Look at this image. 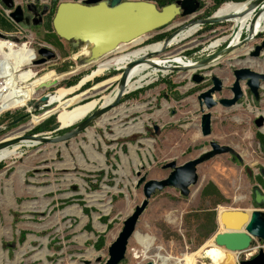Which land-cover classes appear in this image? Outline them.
I'll list each match as a JSON object with an SVG mask.
<instances>
[{
  "label": "rangeland",
  "instance_id": "rangeland-1",
  "mask_svg": "<svg viewBox=\"0 0 264 264\" xmlns=\"http://www.w3.org/2000/svg\"><path fill=\"white\" fill-rule=\"evenodd\" d=\"M53 1L56 7L62 2L80 0ZM140 1L157 5L152 0ZM33 3L50 5L51 0H33ZM200 3L197 14L200 19H206L214 16L222 5L232 2L218 8L211 0H200ZM4 10L0 5L2 15ZM195 19L196 15L192 19L176 17L173 24ZM196 26L199 30L194 35L168 47L164 54L194 63L228 45L239 29L228 21L207 29ZM0 31L4 37L17 34L20 38L16 44H26L27 49L34 52L35 60L23 69L34 73L30 82L52 73L58 77L52 87L37 88L33 100L24 107L0 114V139L16 130L50 138L65 133L72 124L63 127L61 116L91 102L95 103L94 109L97 108L113 89L106 88L109 84L99 86L111 76L117 79L120 73L112 69L100 71L94 74L96 78L72 91L71 88L77 87L97 69L96 63L82 64L88 55L87 47L71 48L57 38L50 23L44 28L27 31L0 23ZM154 35L155 32L148 38L141 37L121 46L104 62L161 43L149 40ZM244 37L246 34L242 31L240 41ZM263 37L264 34L221 58L209 72L204 71L223 83L222 91L214 95V100L231 98L233 70L248 68L264 73V51L258 58L249 57ZM217 40H221L219 46L207 50ZM40 47L52 50L56 58L41 65L34 64L39 60L37 50ZM247 50L251 51L245 56ZM191 76L185 72L146 78L140 88L122 97V106L106 115L110 118L104 125L99 122L106 116L66 143L22 146L17 158L0 162V264H104L108 248L121 231L124 220L143 200L142 185L137 187L136 173L145 176L146 181L164 180L170 173L162 169L165 164L175 162L176 166H181L208 151L209 143L215 142L232 149L240 162L223 154L199 165L197 183L189 188L186 197L171 188L156 192L135 227V232L151 238L154 245L144 251L131 237L125 257L119 263L154 264L153 257L161 248L163 256L172 258L191 257L198 252L196 264H208L213 247L207 244L222 232L219 213L251 211L253 187L264 192L261 174L264 142L260 139V136L264 138V82L260 85L258 101L248 94L245 83L241 82L243 97L235 106L218 105L210 110L211 135L203 138L197 96L205 91V86L192 83ZM55 94L65 97L57 104L35 111L34 106L41 97ZM93 94L98 95L92 97ZM120 109L122 112L114 115ZM50 117L55 118L51 131L33 133ZM258 119H262L259 128L255 125ZM16 120L19 121L10 125ZM140 123L141 132L130 131ZM117 132L122 134L117 135ZM89 134L93 135V141L89 140ZM19 172H23V178ZM261 249L264 250L262 244L254 240L245 253H227V264L251 259Z\"/></svg>",
  "mask_w": 264,
  "mask_h": 264
},
{
  "label": "water",
  "instance_id": "water-1",
  "mask_svg": "<svg viewBox=\"0 0 264 264\" xmlns=\"http://www.w3.org/2000/svg\"><path fill=\"white\" fill-rule=\"evenodd\" d=\"M199 2L200 0H175L173 3L160 8L153 2L140 0H80L77 2H62L55 8L51 19V28L57 38L68 43L71 48L77 49L82 46L88 48V55L82 60V64H95L97 61L117 53L121 45L129 44L141 37L148 38L152 33L168 26L177 16L192 19L200 9ZM245 3H247L245 14H252V18L245 30L246 37L238 44L232 46L229 43L215 53L207 55L205 58L188 66L174 65L171 60H167V65H163L161 68L166 70L167 73L189 72L192 74V83L196 85L200 84L203 76L198 74L199 72L214 66L221 58L228 56L264 34V31L254 32L256 19L264 7V0H248ZM0 5L8 12L7 18L23 31L39 26L40 20L38 19H41L47 9L45 6L42 13L39 14L33 11L35 7L33 3H29L22 8L21 5H15L13 0H0ZM224 21H227V18L211 16L197 22L192 21L191 25H213L223 23ZM30 24L32 25L30 26ZM180 33L170 35L163 40L160 52L147 53L140 59L129 61L122 69L115 70L120 71V73L117 74L119 78L110 85L113 88L112 91L115 88L117 89L115 98L110 104L106 106L99 105L78 122L71 125L68 131L53 138L45 135L24 134L26 131L22 132L21 135L7 137L10 134L8 133L0 139V150L14 146L22 141L33 142L38 145L61 144L81 135L93 123L122 106L121 99L126 94L125 89L128 76L135 66L149 63L153 68L160 69V66L151 62L149 58L160 54L168 48L169 43ZM0 38L5 37L0 34ZM211 49V45L208 46L207 50ZM263 51L264 37L260 45L253 48L249 57L258 58ZM37 55L39 56V60L34 63L36 65L47 63L56 58L54 52L46 47H40L37 50ZM232 74L234 80L230 88L231 98L214 100V95L222 91L223 84L216 76L211 78L212 86L200 92L197 96L199 112L201 114L200 134L203 138L211 135V114L209 111L218 105L223 108L235 106L243 97L240 87L241 82L245 83L248 94H251L253 99L258 101L260 85L264 82V73H256L248 68H240L233 70ZM112 91L109 93L111 94ZM95 95L97 96L98 94H93L92 97ZM44 98H42V101ZM98 101L100 102L101 98ZM34 109L36 112L41 110L37 107ZM19 120L12 122L10 125L17 123ZM255 125L258 128L261 127L262 119L256 120ZM62 129L64 128L60 130ZM155 131L158 133L157 128H155ZM209 147L210 149L203 152L198 158L190 160L181 166H176L175 162L165 164L162 169L169 170L170 173L164 180L146 181L145 176H141L139 172L136 173V177H138L137 187L142 185L143 200L139 206L134 208L131 215L124 220L121 231L108 248V258L104 264H119L122 262L125 257L128 241L135 232L136 224L148 206V201L156 192L171 188L177 190L182 197H186L189 194V188L197 183V167L199 165L223 154H229L232 160L240 162L239 156L226 146L210 142ZM261 174L264 176L263 170H261ZM252 198L251 211L224 210L220 213L218 222L224 231L216 234L213 238L214 245L217 248L223 249L230 254H241L250 250L254 240H258L264 248V192L255 186L252 189ZM238 264H264V250L261 249L251 259L242 260Z\"/></svg>",
  "mask_w": 264,
  "mask_h": 264
},
{
  "label": "bare ground",
  "instance_id": "bare-ground-1",
  "mask_svg": "<svg viewBox=\"0 0 264 264\" xmlns=\"http://www.w3.org/2000/svg\"><path fill=\"white\" fill-rule=\"evenodd\" d=\"M246 10H247V3H240V4L227 3V4L222 5L214 14L215 17L227 18L228 22L239 26V29L236 33L235 38L230 42L232 46L240 42L241 33L242 31L245 32V30L248 27L249 21L252 18V14L250 13L245 14ZM198 30H199L198 26L191 25L185 31L181 32L177 37H175L169 43L168 47L178 44L184 40H187L189 37L194 35ZM262 31H264V7L261 9L258 15V18L256 19L255 26H254V32L257 33V32H262ZM220 43H221V40H217L211 43L212 49L218 47ZM26 46H27L26 44L18 46L13 43H8L6 41L0 40V114L6 111L24 107L28 102L33 100L37 88L38 90L48 89L52 87L58 81V77L56 78V75L52 73V74L45 75L44 77H41L39 79H36L35 82H30V80L34 77V73L32 71H24L23 69L27 67L28 65H30L31 63H33V61L35 60L34 59L35 54L34 52L28 50ZM121 46H124V45H121ZM121 46L119 47L118 51L121 49ZM3 48H6L8 51L4 52L2 50ZM161 49H162V42L158 44H153L151 46H146L145 48L133 51L129 54L121 55L120 57L115 58L111 61L104 62L106 58L103 60H99L96 62V66H97V69L95 70L96 72L95 71L92 72L90 76H87L86 78H84L77 87L71 88V90L74 91L75 89L83 85L85 82L93 79L95 77L94 74L97 75L98 72L100 71L105 72L110 69L120 70L129 61L140 59L150 52H160ZM250 51L251 50H247L246 54L244 55L246 56L248 52ZM165 56H170V55H165ZM167 60H171L172 64L180 65V66H188L192 64L191 61H185L178 57L171 56V57H163L162 59L154 57L151 59V62L160 66V69L153 68L152 66H150L149 63H142L140 65L135 66L129 73L128 82H127L126 89H125L126 93L128 91H133V90L140 88L142 85V82L145 81L146 78H150L151 76L152 77L156 76L157 74H162V75L167 74V71L161 68V66L167 65L168 63ZM245 63H248V62H245ZM118 78L119 76L117 75V79ZM117 79L110 78L105 83H102L99 87L109 84V86L106 87V88H109L110 85L113 82H115ZM116 93H117V89L115 88L111 92V94L109 93L102 99L99 105L106 106L110 104L115 98ZM43 97L45 98L42 101ZM43 97L39 99V101L34 106V108L37 107L39 109L45 106H52L54 104H57L60 102V100L63 97H65V95L55 94V95H46ZM94 107H95V103L91 102V103H87L86 105L80 108L74 109L73 111H70L62 115L60 118L61 125L65 127L70 124L72 125L75 124L80 119H82L84 116L89 114L94 109ZM117 112L121 113L122 110L120 109L116 111L114 115ZM109 118L110 116L104 117L99 122V124L101 126L104 125L109 120ZM134 130L141 132L142 124L140 123L137 126L131 127L130 131L134 132ZM24 131L25 130L23 131L16 130V132L14 131L10 133L7 137L13 136V135L14 136L21 135L22 132ZM127 131H126V134H127ZM120 134L122 133L117 132V135H120ZM88 138L90 141H93L94 139L92 134H89ZM37 145H38L37 143L22 141L14 146L0 150V162L10 160L11 158H17L19 156V153L17 152L20 148H22V146H25L26 148H28V147H33ZM19 175H20V178H23V172H19ZM223 231L224 229L222 228V232ZM132 238L136 245L144 248V251H147L150 247L154 245V241L151 238H149L148 236H142L137 232L133 234ZM207 246L213 247V249L209 253L210 258L208 260V264H227V262L229 261V256L227 252L220 248H217L214 245L213 239L208 242ZM157 250H158V253L154 255L153 257L154 264H170V261H172L173 264H181V262L183 261L187 262V264H196V258L199 255V253L197 252L191 257L184 255L182 258H172L169 256L167 257L163 256L160 253V251L162 250L161 248Z\"/></svg>",
  "mask_w": 264,
  "mask_h": 264
},
{
  "label": "flooded vegetation",
  "instance_id": "flooded-vegetation-1",
  "mask_svg": "<svg viewBox=\"0 0 264 264\" xmlns=\"http://www.w3.org/2000/svg\"><path fill=\"white\" fill-rule=\"evenodd\" d=\"M54 1L51 0V4L50 5H47L45 3H33L34 4V8H33V11H36L37 13L41 14L42 11H43V8L46 6V13L41 17V19H38L40 20L39 21V26H36L34 28H44L46 26L51 25V20L49 22V19H52L53 17V14L55 12V8L54 7ZM200 3V2H199ZM29 4V3H28ZM27 4H22V8H24ZM200 7H201V3H200ZM178 19L180 18H184V17H181V16H177ZM198 20H201L198 16V14H196V19L195 20H188V21H184L182 23H176V24H173L174 20L166 27H163L159 30H157L155 32V35L151 38H149V40H153L154 42H158V41H163L165 40L166 38H168L170 35H173V34H176L178 32H182L183 30L187 29L189 26H191V23L192 21H198ZM35 22H38V21H35ZM32 24H30L31 26ZM211 25H203V29H207L208 27H210ZM185 45V44H183ZM167 49V48H166ZM165 49V50H166ZM164 50V51H165ZM164 51H162L160 54L158 55H153L149 58V60L151 61L152 58L154 57H159V56H163V57H171V56H174L173 54H171V56H164V55H167V54H164ZM166 52V51H165ZM170 55V54H169ZM213 67V66H212ZM212 67H209L208 69V72L210 70V68ZM205 70L199 72L198 74H200L201 76H203V80L200 84L198 85H204L205 86V90H207L208 88H210L212 86L211 84V78L215 75H206ZM211 72V71H210ZM181 73H184V72H181ZM121 104H122V101H121Z\"/></svg>",
  "mask_w": 264,
  "mask_h": 264
},
{
  "label": "trees",
  "instance_id": "trees-1",
  "mask_svg": "<svg viewBox=\"0 0 264 264\" xmlns=\"http://www.w3.org/2000/svg\"><path fill=\"white\" fill-rule=\"evenodd\" d=\"M152 1L156 2L158 7L160 8L173 3L175 0H152ZM211 1L213 2L214 7L218 8L223 3H227V2L243 3L248 0H211ZM54 119H55L54 117L48 118L42 125L36 127L33 130V133H43V132L51 131V128L53 127ZM260 139H262V141L264 142L263 136H260Z\"/></svg>",
  "mask_w": 264,
  "mask_h": 264
},
{
  "label": "crops",
  "instance_id": "crops-1",
  "mask_svg": "<svg viewBox=\"0 0 264 264\" xmlns=\"http://www.w3.org/2000/svg\"><path fill=\"white\" fill-rule=\"evenodd\" d=\"M13 1H14V4L15 5H21L22 6V4H23L22 3V0H13ZM28 3H33V0H26V1H24V4H28ZM0 23L3 24V25L11 26V27L16 28V29H20L18 26H16L15 24H13L7 17H5L4 15H2L1 13H0ZM4 33H7V32H4Z\"/></svg>",
  "mask_w": 264,
  "mask_h": 264
},
{
  "label": "built area",
  "instance_id": "built-area-1",
  "mask_svg": "<svg viewBox=\"0 0 264 264\" xmlns=\"http://www.w3.org/2000/svg\"><path fill=\"white\" fill-rule=\"evenodd\" d=\"M4 11H5L4 16L7 17L8 12H7L6 10H4ZM19 38H20V37L17 36V34H16V35H10V36H7V37H5V38H0V40H2V41H6V42H8V43H13V44H15V45H18V44H16V40H18ZM21 45H23V44H21ZM18 46H20V45H18ZM2 50H3L4 52H7V51H8L6 48H3ZM183 60H185V58H184ZM185 61H186V60H185Z\"/></svg>",
  "mask_w": 264,
  "mask_h": 264
}]
</instances>
